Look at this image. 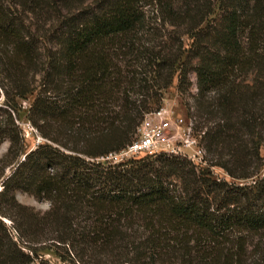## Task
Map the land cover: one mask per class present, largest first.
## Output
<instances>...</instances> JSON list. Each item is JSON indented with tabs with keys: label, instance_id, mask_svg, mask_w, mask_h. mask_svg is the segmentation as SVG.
Masks as SVG:
<instances>
[{
	"label": "trees",
	"instance_id": "trees-1",
	"mask_svg": "<svg viewBox=\"0 0 264 264\" xmlns=\"http://www.w3.org/2000/svg\"><path fill=\"white\" fill-rule=\"evenodd\" d=\"M177 73L205 165L97 161L135 140ZM0 85V264H264L248 252L264 237V176L213 170L264 167V0H0ZM29 94L46 142L26 153Z\"/></svg>",
	"mask_w": 264,
	"mask_h": 264
},
{
	"label": "rangeland",
	"instance_id": "rangeland-1",
	"mask_svg": "<svg viewBox=\"0 0 264 264\" xmlns=\"http://www.w3.org/2000/svg\"><path fill=\"white\" fill-rule=\"evenodd\" d=\"M184 47L189 48L191 45V38L189 36H184ZM191 78L193 81V85L191 88V92H197L196 86V75L194 73L191 74ZM179 76L178 73L175 75L173 82L171 85L165 89H163V99L159 108L154 106V112L156 110H160L165 108L167 110L166 115L168 117L170 124L168 128L165 130L163 136V142L161 143V147L152 148L150 150H145L139 153H121L119 155H112L109 157H101L98 158L97 161H101L103 163H121L126 162L131 159L142 158L150 154L158 153V152H168L172 154L186 155L193 159L196 163L205 165L203 161V157L205 155L204 149L202 148V143L200 141V135L197 131L192 130L189 134V124L191 123V117L189 115V109L187 107V102L193 104V98L187 94H182L178 90ZM5 93L3 87L0 85V107L5 106ZM34 99V94H29L25 98H18V104L22 107L21 116L17 120V123L20 125L23 131V136L25 140V152L35 149L39 144L46 142V140L39 134V132L32 126V124L27 119L28 109ZM149 112V113H151ZM16 117V116H15ZM179 119H183L180 121ZM179 120V121H178ZM197 139V140H195ZM9 142L4 141L0 144V158H2L8 151ZM262 155L264 156V148L261 150ZM22 155V158H24ZM1 165V162H0ZM13 170V165L9 166L6 170V175L9 176ZM215 174L223 179L228 180L229 182L240 184V185H252L254 181L258 178L264 176V167L260 171L259 175L254 178L249 179H235L232 178L224 169L220 167L213 168ZM3 180V179H2ZM2 180H0V190L2 189ZM16 197L18 201L33 206L37 210L45 211L47 210L51 203L48 200H39L35 198L33 195L16 191ZM4 221L10 226L12 221L9 218L3 217ZM249 254L253 258L261 257L264 254V237L260 239V236H255L250 238L249 240ZM41 253L46 259H49L53 262H59V258L56 256L53 250L43 248ZM34 264H37L36 262Z\"/></svg>",
	"mask_w": 264,
	"mask_h": 264
},
{
	"label": "built area",
	"instance_id": "built-area-1",
	"mask_svg": "<svg viewBox=\"0 0 264 264\" xmlns=\"http://www.w3.org/2000/svg\"><path fill=\"white\" fill-rule=\"evenodd\" d=\"M167 110L162 108L160 110H156L151 113H146L142 122L140 123L136 138L130 143L127 147L122 149L119 152L110 153L108 156L119 155L121 153H139L145 150H150L152 148L161 147V143L163 142V136L165 130L168 128L170 122L166 115ZM182 121L183 119H179ZM178 120V121H179ZM189 134L193 129V121L191 119V123L188 127ZM197 140V139H195ZM160 153V152H158ZM105 158V157H104Z\"/></svg>",
	"mask_w": 264,
	"mask_h": 264
}]
</instances>
